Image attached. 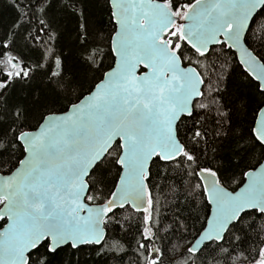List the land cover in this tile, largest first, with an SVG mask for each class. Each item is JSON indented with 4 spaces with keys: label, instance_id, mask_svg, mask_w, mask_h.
Listing matches in <instances>:
<instances>
[{
    "label": "trees",
    "instance_id": "1",
    "mask_svg": "<svg viewBox=\"0 0 264 264\" xmlns=\"http://www.w3.org/2000/svg\"><path fill=\"white\" fill-rule=\"evenodd\" d=\"M159 1L179 9L196 0ZM115 31L109 0H0V174L12 172L24 157L21 133L68 110L112 68ZM174 43L205 85L193 114L178 124L185 153L173 162L152 163L149 212L114 209L102 245L52 252L45 242L29 264H264V215L256 211L244 213L221 243L189 251L210 214L199 171L216 174L235 190L264 159V145L253 134L264 94L224 45L201 55L179 37ZM246 44L264 63V8ZM120 153L118 142L91 173L89 203L111 197Z\"/></svg>",
    "mask_w": 264,
    "mask_h": 264
},
{
    "label": "water",
    "instance_id": "2",
    "mask_svg": "<svg viewBox=\"0 0 264 264\" xmlns=\"http://www.w3.org/2000/svg\"><path fill=\"white\" fill-rule=\"evenodd\" d=\"M116 25L114 64L93 90L68 110L46 116L18 141L24 157L0 174V264H29L43 243L50 251L100 246L112 210L149 212L148 180L156 159L173 162L185 153L178 124L193 114L204 80L185 66L165 37L176 22L183 42L198 54L224 45L264 93V63L247 46L246 36L264 0H197L183 21L159 0H109ZM253 133L264 145V105ZM119 142L120 177L108 201L89 203L91 173ZM210 214L189 248L221 243L247 212L264 215V160L235 190L216 174L201 170ZM155 251V250H154Z\"/></svg>",
    "mask_w": 264,
    "mask_h": 264
},
{
    "label": "flooded vegetation",
    "instance_id": "3",
    "mask_svg": "<svg viewBox=\"0 0 264 264\" xmlns=\"http://www.w3.org/2000/svg\"><path fill=\"white\" fill-rule=\"evenodd\" d=\"M197 1V0H196ZM195 1V2H196ZM169 7H170V9L174 12V14H175V16L178 18V19H180V21H183V19H184V17H185V15L187 14V12H188V10H189V8L194 4V2L193 3H191L190 5H187V9H186V12H185V14H184V16H183V18H180L179 16H177L176 15V13H175V11H177V10H180V9H174V8H172V6H171V4L170 3H167V2H165ZM179 29V30H178ZM181 29H182V25L181 24H179V22H176L175 23V25H174V29L165 37V39L166 40H168V42H169V45H170V47L172 48V50H174V51H176V52H178V46H176L175 45V43H174V38H176V37H179L180 38V40H182V38H181ZM248 46V45H247ZM179 54V53H178ZM180 55V54H179ZM181 57V56H180ZM182 59V58H181ZM184 64V63H183ZM187 66H189V65H187ZM191 66V65H190ZM199 72V71H198ZM200 73V72H199ZM202 76V75H201ZM258 85V84H257ZM259 86V85H258ZM204 89V88H203ZM260 90V89H259ZM261 92V91H260ZM262 93V92H261ZM264 94V93H263ZM264 105V104H263ZM263 105H262V107H263ZM261 107V108H262ZM260 108V109H261ZM259 112V111H258ZM258 114V113H257ZM257 117V116H256ZM254 134V133H253ZM256 138V137H255ZM257 140V139H256ZM258 141V140H257ZM259 142V141H258ZM260 143V142H259ZM264 160V159H263ZM262 160V161H263ZM262 163V162H261ZM260 163V164H261ZM259 164V165H260ZM258 165V166H259ZM257 166V167H258ZM257 167H255V168H257ZM255 168H253V169H255ZM253 169H251V170H253ZM250 171V170H249ZM247 174V173H246ZM245 174V175H246ZM244 181H245V178H244ZM244 183V182H243ZM242 183V184H243ZM241 186V185H240ZM239 186V187H240ZM238 187V188H239ZM237 189V188H236Z\"/></svg>",
    "mask_w": 264,
    "mask_h": 264
},
{
    "label": "rangeland",
    "instance_id": "4",
    "mask_svg": "<svg viewBox=\"0 0 264 264\" xmlns=\"http://www.w3.org/2000/svg\"><path fill=\"white\" fill-rule=\"evenodd\" d=\"M180 10H177L175 11L176 15L179 16L180 18H183L185 12H186V9H187V6H184L182 8H179ZM179 30V29H178Z\"/></svg>",
    "mask_w": 264,
    "mask_h": 264
}]
</instances>
